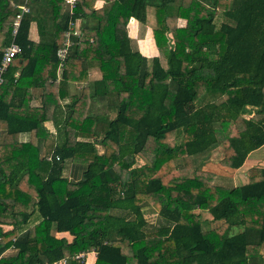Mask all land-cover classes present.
<instances>
[{"label": "trees", "instance_id": "16d2710c", "mask_svg": "<svg viewBox=\"0 0 264 264\" xmlns=\"http://www.w3.org/2000/svg\"><path fill=\"white\" fill-rule=\"evenodd\" d=\"M76 1H31L0 84V264H264V166L241 186L203 169L264 147V0ZM150 9L152 60L129 34Z\"/></svg>", "mask_w": 264, "mask_h": 264}, {"label": "rangeland", "instance_id": "374dc122", "mask_svg": "<svg viewBox=\"0 0 264 264\" xmlns=\"http://www.w3.org/2000/svg\"><path fill=\"white\" fill-rule=\"evenodd\" d=\"M142 33L143 35H145L147 33V26H142ZM2 44V39H0V45ZM137 48V47H136ZM138 50V49H137ZM153 58L149 59L152 60ZM94 75V74H93ZM97 78H99V76H96ZM73 78V77H72ZM74 80V79H72ZM79 87H83V85H79ZM81 89V88H80ZM123 97H126V95H122ZM244 116L247 118H250L251 116H253V113L251 111L249 112H245ZM52 129V127H50ZM218 136L219 139L222 141L224 138V133H222L221 131H218ZM259 153L257 154H253L252 158L246 162V164L239 170H230L228 168H225L223 166L220 165V159L223 157V152L222 149H217L214 151L213 155H212V162H210L208 165L204 166L205 170H209V171H213L216 173L217 175V179L218 182L220 184L223 185H230V186H241L244 185L248 182V175H249V169L252 166L255 158L260 159V157H258ZM264 154V151L263 153ZM150 159L153 157H149ZM70 162L67 163L65 169H64V173L63 176L66 178H71L74 176V174L72 173V168L70 166ZM143 212L145 215V218L147 219L148 222H150V224L156 225V224H160V217L158 212L149 205H146L143 208ZM204 217H206L207 219L210 217L209 213H204ZM2 220H6L7 222H11V219H6V218H2Z\"/></svg>", "mask_w": 264, "mask_h": 264}, {"label": "crops", "instance_id": "0c3cea01", "mask_svg": "<svg viewBox=\"0 0 264 264\" xmlns=\"http://www.w3.org/2000/svg\"><path fill=\"white\" fill-rule=\"evenodd\" d=\"M24 0H18L17 1V4L18 5H21L23 3ZM101 4V2H99V5ZM153 11L152 9L148 10V25H147V33L145 35H143L142 33V28H141V25L140 23L132 18L131 19V22H130V26L131 27V23L134 22L135 23V31L134 33H132L131 29L129 28V34H130V37L132 38V45L133 47L137 50H139L143 55H145L146 57H148L149 59L151 58H154L155 56H157L159 54L158 52V49L156 47V43H155V40H154V37H153V28H154V22H155V18H154V15H153ZM186 24V21L185 20H180V25L181 26H185ZM84 26L86 28H88V22L85 21V24ZM84 33V30L83 32ZM0 39L3 40V37H0ZM3 46L2 44L0 45V47ZM137 47V48H136ZM94 74V75H93ZM90 75H91V79H98L96 76H99V78L101 77V72H100V69L98 67H92L90 69ZM37 103H39V101H37ZM46 126L51 129L50 127L53 126L52 122H48L46 123ZM264 151V147H262L261 149L253 152L252 154H257L259 153L258 157H260V159H257L255 158L253 165H258V166H264V154H262ZM252 158V156H250ZM250 157H249V160H250ZM247 160V161H249ZM95 255L94 254H91L89 256V260H88V263L87 264H94L95 263Z\"/></svg>", "mask_w": 264, "mask_h": 264}, {"label": "built area", "instance_id": "2783aa9c", "mask_svg": "<svg viewBox=\"0 0 264 264\" xmlns=\"http://www.w3.org/2000/svg\"><path fill=\"white\" fill-rule=\"evenodd\" d=\"M32 0H24L21 5H18V8L20 12L17 14L15 22L13 24V38L14 40L11 42L10 45H8L3 51V59L2 62L0 63V84L3 83L4 78L3 75L7 72L8 67L10 63L14 60L16 56H18L22 52V48L19 44L16 43L15 38L19 32V28L21 26V23L24 19V17L31 12V3ZM97 2H103L104 0H96ZM68 8L72 12L77 5L76 0H65ZM76 36H80L79 33H77L75 30L73 31ZM83 34V33H81ZM72 33L67 32L66 33V40H65V46L62 47L58 51V56L61 60H64L66 58V55L69 51V47L72 46ZM85 255H79L76 258L77 259H82L84 258ZM55 264H66V261H58Z\"/></svg>", "mask_w": 264, "mask_h": 264}]
</instances>
